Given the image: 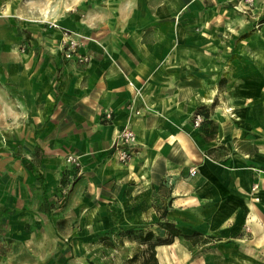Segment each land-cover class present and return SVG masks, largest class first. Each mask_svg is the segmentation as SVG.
Masks as SVG:
<instances>
[{"label": "crops", "instance_id": "0c3cea01", "mask_svg": "<svg viewBox=\"0 0 264 264\" xmlns=\"http://www.w3.org/2000/svg\"><path fill=\"white\" fill-rule=\"evenodd\" d=\"M262 18L264 0H0V264H143L165 223L182 236L157 264H264Z\"/></svg>", "mask_w": 264, "mask_h": 264}, {"label": "built area", "instance_id": "2783aa9c", "mask_svg": "<svg viewBox=\"0 0 264 264\" xmlns=\"http://www.w3.org/2000/svg\"><path fill=\"white\" fill-rule=\"evenodd\" d=\"M54 28H57L54 25ZM62 52L64 57L67 60H71L73 58L76 59L79 64H87L89 62V58L86 56H80L77 54L78 48L80 47V42L78 41L75 34L72 32L62 30ZM135 115H139V112H136ZM106 121L111 120V114L106 113L104 116ZM202 117L199 114L194 115L193 123L195 128H199L202 124ZM136 144V137L133 130L130 128L129 124H127L118 134L116 140L112 146L113 154L116 157V160L120 164H128L133 157V149ZM65 166H66V187H70L71 183L75 180L77 176L80 175V164L79 160L73 154H68L65 157ZM196 171L192 169L190 171V175L194 176Z\"/></svg>", "mask_w": 264, "mask_h": 264}, {"label": "trees", "instance_id": "16d2710c", "mask_svg": "<svg viewBox=\"0 0 264 264\" xmlns=\"http://www.w3.org/2000/svg\"><path fill=\"white\" fill-rule=\"evenodd\" d=\"M259 24L260 25L264 24V18L259 20ZM164 230L166 231V236H167V238L164 240L160 238H156L155 235L151 232L146 233L144 238H141L140 241L145 242L147 244V248H146L147 257L144 259L143 264H157V260L155 257V248L161 245H170L175 238L182 236L181 233L178 230L174 229L173 225L169 223H165ZM133 233H134L133 230H125L120 234V237H122L123 239L129 238L131 235H133ZM187 238L188 237H186V239ZM106 245L108 247H111L107 242ZM134 260L135 258L133 257L131 258L130 262H133Z\"/></svg>", "mask_w": 264, "mask_h": 264}, {"label": "rangeland", "instance_id": "374dc122", "mask_svg": "<svg viewBox=\"0 0 264 264\" xmlns=\"http://www.w3.org/2000/svg\"><path fill=\"white\" fill-rule=\"evenodd\" d=\"M27 1V0H26ZM25 50V46H23L22 48H20V51H24ZM0 153H3V152H0ZM74 156H76L77 158H78V160H80V157L79 156H77V155H75V154H73ZM79 164H80V161H79ZM81 170V169H80ZM81 172V171H80ZM81 174V173H80ZM81 175H79V176H77L76 178H75V182L79 179V178H81L80 177ZM68 192L69 191H65L64 193L63 192H61V197L60 198H58L56 201H54V206H53V210L52 211H54V210H60V211H62V210H64V208H66L65 206H66V203H67V198H68ZM104 239H105V241H104ZM102 240H103V246L105 247V248H107V249H115V247H113L112 248V246L111 247H108L107 245H106V240H107V238L106 237H104V238H102ZM110 245V244H109ZM6 253L5 254H3V255H1V256H5L6 254H8V253H10V250H4ZM33 251L34 250H30V253L31 254H33ZM54 252H55V254L56 253H58V254H62L61 256H57V257H55L54 255H53V258L55 259V263L54 264H61L62 263V261H63V254H67L66 253V250L64 251V253L63 252H61L60 250H56V249H54L53 250ZM92 252H94V250L92 249ZM104 253H103V256H102V258L104 259V260H111L110 259V257H108L107 255H106V253H108V251H103ZM0 254H2L1 253V251H0ZM53 253H50V255H48V257H47V259L49 258V256L51 257V255H52ZM75 256H76V258H74V259H71V262H70V264H84V263H79L80 262V260H78V258H80L79 257V254H77V252H75ZM78 257V258H77ZM46 259V260H47ZM41 260V259H40ZM114 261V260H113ZM125 262H128L127 260L126 261H124V263ZM47 264H51V261H49V262H47ZM88 264H95L94 263V261L92 260V261H90V260H88Z\"/></svg>", "mask_w": 264, "mask_h": 264}]
</instances>
